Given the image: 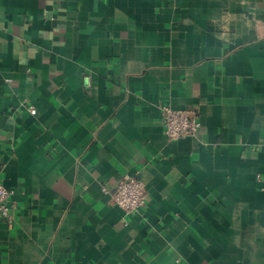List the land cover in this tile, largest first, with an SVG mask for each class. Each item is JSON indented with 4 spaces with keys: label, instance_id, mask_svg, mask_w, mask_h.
I'll return each instance as SVG.
<instances>
[{
    "label": "crops",
    "instance_id": "crops-1",
    "mask_svg": "<svg viewBox=\"0 0 264 264\" xmlns=\"http://www.w3.org/2000/svg\"><path fill=\"white\" fill-rule=\"evenodd\" d=\"M0 181V264H264V0H0Z\"/></svg>",
    "mask_w": 264,
    "mask_h": 264
},
{
    "label": "built area",
    "instance_id": "built-area-1",
    "mask_svg": "<svg viewBox=\"0 0 264 264\" xmlns=\"http://www.w3.org/2000/svg\"><path fill=\"white\" fill-rule=\"evenodd\" d=\"M34 112V108H30ZM161 121L165 134L171 138H183L196 134L200 127V121L194 110L174 109L169 105L161 107ZM103 190L109 192L111 200L120 206L127 214L141 209L147 200L148 194L144 182L136 176L125 174L115 184ZM8 190L0 181V215L9 218L10 207Z\"/></svg>",
    "mask_w": 264,
    "mask_h": 264
}]
</instances>
